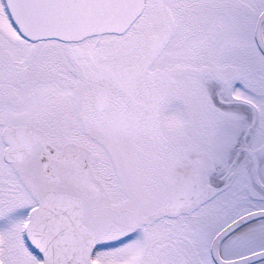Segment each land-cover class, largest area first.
<instances>
[{"label":"snow or ice","instance_id":"snow-or-ice-1","mask_svg":"<svg viewBox=\"0 0 264 264\" xmlns=\"http://www.w3.org/2000/svg\"><path fill=\"white\" fill-rule=\"evenodd\" d=\"M0 264H264V0H0Z\"/></svg>","mask_w":264,"mask_h":264}]
</instances>
